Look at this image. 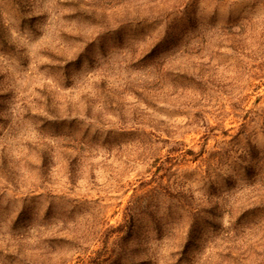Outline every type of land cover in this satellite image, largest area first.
Here are the masks:
<instances>
[{
    "label": "rangeland",
    "instance_id": "374dc122",
    "mask_svg": "<svg viewBox=\"0 0 264 264\" xmlns=\"http://www.w3.org/2000/svg\"><path fill=\"white\" fill-rule=\"evenodd\" d=\"M0 264H264V0H0Z\"/></svg>",
    "mask_w": 264,
    "mask_h": 264
}]
</instances>
